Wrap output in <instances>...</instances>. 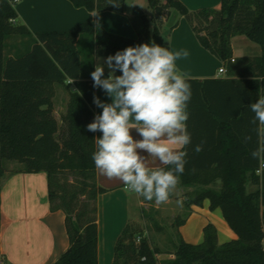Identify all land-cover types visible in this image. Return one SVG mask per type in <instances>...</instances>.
<instances>
[{
	"label": "trees",
	"instance_id": "1",
	"mask_svg": "<svg viewBox=\"0 0 264 264\" xmlns=\"http://www.w3.org/2000/svg\"><path fill=\"white\" fill-rule=\"evenodd\" d=\"M69 1L93 12L124 10V0H115L119 7L108 4L109 0ZM14 2L0 0V165L16 160L23 164L22 171L46 173L50 208L64 212L69 241L53 264H98L95 201L104 188L95 183L91 155L94 138L101 133L86 127L95 117L93 97L103 92L93 87L90 75L95 57L107 58L143 43L167 47L160 30L165 14H172L170 29L183 16L199 43L222 62L226 74L238 76L235 80L187 78L192 91L187 121L192 143L184 149L187 163L179 185L190 190L184 193L186 215L176 218L175 226L185 222L191 205L201 206L207 199L209 210L220 209L235 237L218 243L212 223L202 228L199 243L184 241L176 231L168 252L172 257L159 259V249L127 223L115 242L111 264H264V168L258 172L260 160L251 155L264 146V130L260 131L258 122L252 123L254 113L248 107L264 95V0H220L218 9L196 10L180 0H148L151 17L137 6L131 11L136 38L98 29L93 21L66 31L37 32L32 38L16 20ZM235 35L258 44L259 55L233 57L230 39ZM10 36L28 37L12 55L6 54ZM85 42L91 58L83 64L80 55ZM68 78L75 81L72 89ZM234 82L240 83L237 107L224 102L232 87L229 83ZM56 84L68 90L60 123L53 114ZM245 137L250 139L245 142ZM201 142L203 150L196 153L194 148ZM63 172L88 176L89 181L61 188L58 175ZM250 184L255 188L249 189ZM82 194L93 206L79 200Z\"/></svg>",
	"mask_w": 264,
	"mask_h": 264
},
{
	"label": "crops",
	"instance_id": "2",
	"mask_svg": "<svg viewBox=\"0 0 264 264\" xmlns=\"http://www.w3.org/2000/svg\"><path fill=\"white\" fill-rule=\"evenodd\" d=\"M140 0H124L122 13L104 10L99 12L88 11L84 7H76L69 0H15L14 9L17 14L16 20L24 24L35 38L37 32L42 31H66L74 28L77 24L99 20L104 30L122 35L124 37L136 38V31L130 21L131 11L138 6ZM189 10L200 8L220 7V0H180ZM148 4V2H147ZM97 14V15H95ZM235 35L230 39L232 56H256L260 53L259 46L251 45L246 39ZM15 37V36H14ZM245 37V36H243ZM26 37L17 36L16 43L21 44ZM246 38V37H245ZM248 39V38H247ZM169 50H186L187 57L176 61V67L186 78L193 79H238L236 74L227 75L226 72L219 73L218 68L224 67L222 62L197 40L189 23L183 16L177 20V24L169 32ZM249 44V45H248ZM31 45V44H30ZM234 45L251 46L242 54L235 53ZM13 52L18 49L14 44L8 45ZM225 69V67H224ZM121 74V73H120ZM108 73H105V78ZM230 93H227L224 102L226 105L237 107L239 94L237 85L240 83H229ZM72 85V84H71ZM243 90L244 87L239 85ZM73 87L70 86V89ZM261 96H264L261 94ZM59 97L64 100L63 105L57 103ZM101 101L110 103V98L103 91L99 96ZM68 99V90L59 84L55 85L53 97V114L60 122V112L64 113ZM95 115L102 109L94 104ZM260 131L264 130L259 125ZM137 139L140 137L135 130L132 132ZM263 160H260V163ZM7 166L2 162L0 165V264H53L58 257L69 246L68 235L65 228V214L62 210H52L47 196V175L44 171L26 172L22 171L23 164L16 161ZM152 167H159L158 161L149 158ZM95 183L104 188L96 196V223H97V263L111 264L114 258L115 242L127 223L135 218L132 214L131 204L134 199L136 207L139 205L138 195L125 191L124 185L119 180H109L95 168ZM216 187L220 182L215 183ZM255 188L250 184L249 189ZM190 189V188H188ZM187 189V190H188ZM134 194V197H133ZM209 201L203 200L201 206L191 205V212L185 222L177 228L178 234L184 241L199 243L203 239L201 223L196 240H187L182 232V226L196 213H208ZM219 210L215 208L214 210ZM221 212V211H220ZM218 222L223 228L226 239L235 237L233 231L228 227L223 217ZM217 226V225H216ZM228 227V229H226ZM229 230V231H228ZM231 230V231H230ZM217 238L218 230L216 227ZM198 239H201L197 242ZM220 243V242H218ZM172 257V254H170Z\"/></svg>",
	"mask_w": 264,
	"mask_h": 264
},
{
	"label": "clouds",
	"instance_id": "3",
	"mask_svg": "<svg viewBox=\"0 0 264 264\" xmlns=\"http://www.w3.org/2000/svg\"><path fill=\"white\" fill-rule=\"evenodd\" d=\"M108 4L119 7L115 0ZM94 23L100 29L99 20ZM187 56L186 50L173 52L155 43H143L109 55L90 74L93 87L104 91L111 101L94 96L93 103L102 112L86 126L89 132L101 133L94 138L91 155L95 168L109 180L121 181L125 191L156 204H166L176 194L187 163L184 149L192 143L187 130L191 85L176 67V61ZM105 65L109 70L106 78ZM74 82L70 79L68 84ZM73 91L79 93L78 89ZM248 107L254 113L252 123L264 125V96ZM249 139L245 137V142ZM202 150L203 142L194 148L196 153ZM251 155L264 160V146ZM149 158L162 167L150 166ZM177 204L182 205V200Z\"/></svg>",
	"mask_w": 264,
	"mask_h": 264
},
{
	"label": "rangeland",
	"instance_id": "4",
	"mask_svg": "<svg viewBox=\"0 0 264 264\" xmlns=\"http://www.w3.org/2000/svg\"><path fill=\"white\" fill-rule=\"evenodd\" d=\"M148 0H140L138 2L139 8H141L148 17H151V10L147 4ZM175 14V13H173ZM180 17V16H179ZM178 17V18H179ZM171 19H173L172 14H165L164 17L161 19L160 30L163 35V37L166 40V45L167 48H169V43H168V38H169V32H170V26H168L171 23ZM186 20V19H185ZM242 37L246 39L251 45H255L258 47V44L252 42L251 40L243 37V36H237V38ZM17 36H10L6 39V43L8 45H11L13 42L16 46L22 47L19 42H15L17 39ZM27 43V42H26ZM151 44V43H150ZM249 45V44H248ZM249 47L245 46H237L234 45V50L235 53L237 54H242L245 51L249 50ZM90 46L85 42L84 44L81 45V60L82 63H87V58H91V55H88ZM9 52H13L11 50V47L6 49V54H9ZM88 55V56H87ZM106 57H101L97 56L95 57V64H94V70L95 66L99 64H103V61ZM105 73H109V70L107 66L105 65ZM92 79V78H91ZM63 89H66L63 85H61ZM70 86L73 87V85L69 84V89ZM64 100L62 97H59L57 100V103L60 105H63ZM62 113L60 112V115ZM60 123V122H59ZM15 163L14 167H19V164L16 162V160H10L6 161L4 160L3 163L5 166H7L9 163ZM58 177L60 186L62 187H67L68 184H76L79 180H84L85 182L89 181L88 176H80L77 174H72L69 172H63V174H59ZM188 188L181 187L180 185L177 186L176 188V194L173 195L170 198V201L166 204H156L155 201H148L145 200L143 197L138 196L139 198V205L136 207L134 204L135 201L134 199L132 200L131 204V210L132 214H136L135 218L131 220L132 226L136 227L139 229L144 235H146L151 243L159 249L160 253L157 255L159 259L161 258H170V254L168 252L172 251V241H174L177 238L176 231L177 228L175 226V219L176 218H183L186 215V208L184 206V199H185V191ZM190 190V189H188ZM84 194L79 196V200H82L84 202L87 201L88 198H83ZM134 197V194H133ZM182 200V205L177 204V200ZM90 205L89 200L87 201ZM93 206V205H92ZM222 214L221 212L217 209L216 211L213 209L211 211H208V213L203 214L202 212L196 213L191 219H189L182 227V232L184 233V237L187 240H196V233H198L199 227L201 223H212L215 228L217 227L218 230V242H224L227 241L226 235L223 232V228L218 222L219 219H222ZM217 225V226H216ZM228 225V224H227ZM204 227V226H203ZM229 227V226H228ZM228 227L226 229H228ZM229 231V230H228ZM231 231V230H230ZM182 235V234H178ZM201 239H198L197 242H199Z\"/></svg>",
	"mask_w": 264,
	"mask_h": 264
},
{
	"label": "built area",
	"instance_id": "5",
	"mask_svg": "<svg viewBox=\"0 0 264 264\" xmlns=\"http://www.w3.org/2000/svg\"><path fill=\"white\" fill-rule=\"evenodd\" d=\"M218 72H219V73H223V72H225L224 67H219V68H218ZM70 79H71V78H68V79H67V82H68ZM262 168H264V160L260 163V165H259V169H258L257 171L260 172ZM138 240H139V238H136V241H138Z\"/></svg>",
	"mask_w": 264,
	"mask_h": 264
}]
</instances>
